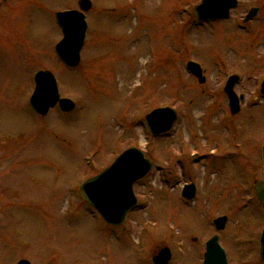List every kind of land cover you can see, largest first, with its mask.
Segmentation results:
<instances>
[{
    "label": "rangeland",
    "instance_id": "rangeland-1",
    "mask_svg": "<svg viewBox=\"0 0 264 264\" xmlns=\"http://www.w3.org/2000/svg\"><path fill=\"white\" fill-rule=\"evenodd\" d=\"M200 1L91 0L80 62L70 68L55 54V12L78 0H0V264L28 254L46 257L33 264H151L164 246L169 264H201L215 233L228 264H264V214L248 195L264 177L256 155L264 139V0H238L227 18L204 21L193 16ZM188 60L201 65L203 83ZM43 69L74 101L71 112L55 105L42 117L30 108L33 76ZM232 74L244 95L235 114L223 91ZM159 107L177 117L152 135L144 119ZM129 147L151 168L115 227L80 186ZM191 183L187 200L181 192ZM220 215L227 222L216 231Z\"/></svg>",
    "mask_w": 264,
    "mask_h": 264
},
{
    "label": "water",
    "instance_id": "water-1",
    "mask_svg": "<svg viewBox=\"0 0 264 264\" xmlns=\"http://www.w3.org/2000/svg\"><path fill=\"white\" fill-rule=\"evenodd\" d=\"M237 0H201L193 8V15L198 20H218L227 18L230 10L235 7ZM92 6L90 0H79L78 8L66 9L55 12V21L61 28L62 37L55 44L54 50L58 58L68 67H76L80 62V51L84 44L87 30L85 12ZM257 12L256 7L249 9L243 21L246 22ZM186 68L203 83L205 77L199 63L190 60ZM237 75H231L224 86L228 97L231 114L240 110V101L243 95L238 96L234 91ZM34 88L29 97L32 109L45 115L49 108L58 104L63 111H71L75 103L67 97H60L57 80L53 72L48 69L38 70L34 74ZM264 84V83H263ZM176 111L170 107H159L151 110L145 116V122L153 135L167 132L176 120ZM264 160V146L262 148ZM151 168V162L137 147L124 150L111 165L99 174L87 179L80 186L86 202L93 206L109 224L119 226L124 221L127 212L137 202L134 194V183L144 177ZM258 202L264 212V178L254 184ZM194 184H186L182 189V196L192 199L195 196ZM227 221L225 215L213 220L217 230L224 228ZM259 256L264 261V227L259 237ZM171 258L168 247H162L152 256L154 264H167ZM16 264H31L26 259L19 260ZM202 264H227L226 253L219 243L217 234L212 235L205 242Z\"/></svg>",
    "mask_w": 264,
    "mask_h": 264
},
{
    "label": "flooded vegetation",
    "instance_id": "flooded-vegetation-1",
    "mask_svg": "<svg viewBox=\"0 0 264 264\" xmlns=\"http://www.w3.org/2000/svg\"><path fill=\"white\" fill-rule=\"evenodd\" d=\"M2 1V0H1ZM4 1V0H3ZM7 3H9V1L10 0H5ZM239 81V78L237 79V81H236V83H235V85L237 84V82ZM264 77L259 81V92L262 94L261 95V97L264 99ZM234 85V86H235ZM242 93H239V95H241ZM255 98V97H254ZM244 99V98H243ZM35 113V112H34ZM63 113H69V112H63ZM35 114H37V113H35ZM37 115H39V114H37ZM46 115V114H45ZM44 115V116H45ZM39 116H41V115H39ZM43 117V116H42ZM263 146H264V139L262 140V142L259 144V145H257V150H256V155L258 156V158H260L263 162H264V160H263V158H262V148H263ZM255 151V150H254ZM255 180H258L257 178H254L253 179V181H252V185L250 186V192H249V190H248V195L251 197V198H253V199H256V193H255V190H254V186H253V183L255 182ZM19 191V190H18ZM16 194V193H15ZM18 195H20V193L18 194ZM73 203H74V208L76 207V204H77V185H75V190H74V201H73ZM3 237V236H2ZM35 255V254H34ZM34 255H26V256H18V257H16V259H18V260H20V259H26V260H28V261H30L31 262V264H33L32 263V260L31 259H45L46 257L45 256H35L34 257ZM15 258V257H14ZM51 258V257H50ZM54 259H60V258H57V257H54ZM257 259H260L259 257L257 258ZM170 260L171 259H169L168 260V262H167V264H169V262H170ZM261 260V259H260ZM262 261V260H261ZM150 263L152 264V261L150 260ZM201 264H202V262H201ZM228 264V263H227Z\"/></svg>",
    "mask_w": 264,
    "mask_h": 264
}]
</instances>
